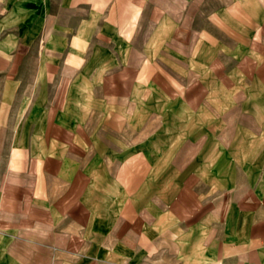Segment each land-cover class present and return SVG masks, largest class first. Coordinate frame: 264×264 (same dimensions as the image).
Listing matches in <instances>:
<instances>
[{"label":"crops","instance_id":"1","mask_svg":"<svg viewBox=\"0 0 264 264\" xmlns=\"http://www.w3.org/2000/svg\"><path fill=\"white\" fill-rule=\"evenodd\" d=\"M0 264H264V0H0Z\"/></svg>","mask_w":264,"mask_h":264}]
</instances>
